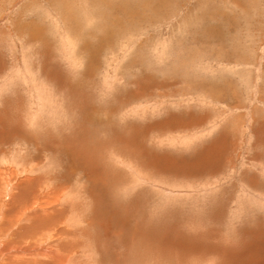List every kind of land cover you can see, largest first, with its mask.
I'll return each instance as SVG.
<instances>
[{
	"label": "rangeland",
	"instance_id": "374dc122",
	"mask_svg": "<svg viewBox=\"0 0 264 264\" xmlns=\"http://www.w3.org/2000/svg\"><path fill=\"white\" fill-rule=\"evenodd\" d=\"M7 184L69 264H264V0H0Z\"/></svg>",
	"mask_w": 264,
	"mask_h": 264
},
{
	"label": "bare ground",
	"instance_id": "6f19581e",
	"mask_svg": "<svg viewBox=\"0 0 264 264\" xmlns=\"http://www.w3.org/2000/svg\"><path fill=\"white\" fill-rule=\"evenodd\" d=\"M9 191H10V186H8V184L0 189V193L2 195H4L3 194L4 192L10 193ZM23 194L24 193L22 194L20 193V195H18L17 193L13 194L12 203L14 205V210H12L11 213H9L8 210L4 217H3V213L5 210L4 204L0 203V221L4 219L3 221H7L6 224L8 223L12 224V228H14L17 225L21 226L20 229L17 230V232L15 230L12 231L8 230L9 233L7 232L2 235L3 239L1 241L2 243L0 244L1 245L0 264H38L40 263V261L41 262L44 261L45 264H53L54 262L58 264H69L67 263L66 254H64L63 251H61L62 249L61 247H63V243L65 241L64 239L65 237L63 233H61L60 234L61 236L59 238L57 237L56 239H50V237L46 236L49 239L47 238L46 242H43V245L41 244L40 247L38 246L39 245L38 243H40L41 240L37 241L38 243L33 241L36 240L35 237L38 234L43 236L44 233H51V231H53V229L57 226V224L53 222L51 223L49 221V219H53L52 215L54 214L53 209L49 210V208H51L50 206L52 205V202L45 203L48 206V209H46L43 206L45 204H43L42 207L39 208V210H35L38 204L36 198H34V200L30 198L29 205H26L25 203L27 202H24V200L22 201L23 199L22 196H24ZM29 210L37 211V212L35 213L32 212L31 215H27ZM45 218L46 221L44 220ZM24 225H26V227H24ZM0 231H2V227H0ZM57 239L59 240L57 241Z\"/></svg>",
	"mask_w": 264,
	"mask_h": 264
}]
</instances>
